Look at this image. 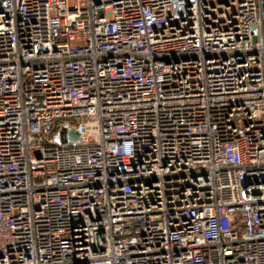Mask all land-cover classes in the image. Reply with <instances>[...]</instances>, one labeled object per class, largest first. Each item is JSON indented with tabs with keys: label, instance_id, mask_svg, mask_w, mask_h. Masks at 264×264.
Returning <instances> with one entry per match:
<instances>
[{
	"label": "built area",
	"instance_id": "1",
	"mask_svg": "<svg viewBox=\"0 0 264 264\" xmlns=\"http://www.w3.org/2000/svg\"><path fill=\"white\" fill-rule=\"evenodd\" d=\"M73 1L0 0V264H264V0Z\"/></svg>",
	"mask_w": 264,
	"mask_h": 264
},
{
	"label": "water",
	"instance_id": "2",
	"mask_svg": "<svg viewBox=\"0 0 264 264\" xmlns=\"http://www.w3.org/2000/svg\"><path fill=\"white\" fill-rule=\"evenodd\" d=\"M69 137H70V141L68 145H70L75 139H79V136L73 131L69 132Z\"/></svg>",
	"mask_w": 264,
	"mask_h": 264
},
{
	"label": "rangeland",
	"instance_id": "3",
	"mask_svg": "<svg viewBox=\"0 0 264 264\" xmlns=\"http://www.w3.org/2000/svg\"><path fill=\"white\" fill-rule=\"evenodd\" d=\"M71 6H72V7L77 6V4L75 3V1L72 0Z\"/></svg>",
	"mask_w": 264,
	"mask_h": 264
}]
</instances>
